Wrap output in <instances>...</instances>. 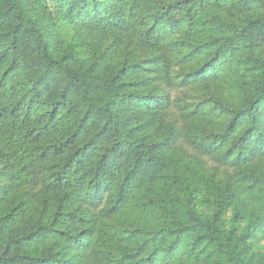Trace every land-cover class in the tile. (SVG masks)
<instances>
[{"label":"trees","instance_id":"16d2710c","mask_svg":"<svg viewBox=\"0 0 264 264\" xmlns=\"http://www.w3.org/2000/svg\"><path fill=\"white\" fill-rule=\"evenodd\" d=\"M0 264H264V0H0Z\"/></svg>","mask_w":264,"mask_h":264}]
</instances>
